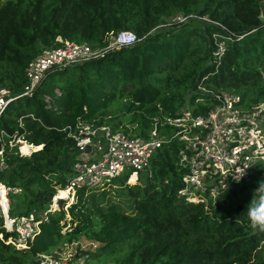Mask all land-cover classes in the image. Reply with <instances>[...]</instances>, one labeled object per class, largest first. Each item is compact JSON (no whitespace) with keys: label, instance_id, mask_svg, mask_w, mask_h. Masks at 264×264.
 Listing matches in <instances>:
<instances>
[{"label":"trees","instance_id":"obj_1","mask_svg":"<svg viewBox=\"0 0 264 264\" xmlns=\"http://www.w3.org/2000/svg\"><path fill=\"white\" fill-rule=\"evenodd\" d=\"M260 7L261 0H0V89L12 93L22 92L31 60L67 41L105 49L122 31L138 38L53 67L33 95L15 98L0 116L1 129L33 144L23 143L24 154L36 150L24 156L6 146L1 179L22 189L11 196L10 213L41 220L35 239L18 248L7 243L14 234L0 215V264L33 263L83 237L100 244L84 251L97 264H264V232L248 217L264 171L231 184L206 210L179 194L187 168L178 142L159 148L137 183H128L126 173L111 189H79L67 209L62 198L60 209L44 216L67 187L78 156L71 134L79 122L148 137L156 117L188 106L206 112L213 99L200 85L237 93L245 107L264 101ZM177 14L194 17L171 22ZM213 33L226 42L220 64Z\"/></svg>","mask_w":264,"mask_h":264},{"label":"built area","instance_id":"obj_2","mask_svg":"<svg viewBox=\"0 0 264 264\" xmlns=\"http://www.w3.org/2000/svg\"><path fill=\"white\" fill-rule=\"evenodd\" d=\"M192 17L193 14H177L170 21L185 22ZM259 17L264 23V0H261ZM222 37L219 33L212 34L217 46L214 56L218 64L222 62L226 50ZM137 40L134 32L122 31L113 37L105 49L67 41L61 47L45 51L30 61L22 92L14 96L8 88L0 89V116L15 98L33 95L53 67L66 68L103 55L108 49L130 46ZM198 90L210 94L213 99L206 112L197 111L196 106H188L176 115L156 117L148 137L114 131L109 125L79 122L76 131L71 134L77 142V159L67 187L54 195L50 208L44 212L45 218H48L49 212L60 209V199H75L79 189H101L123 174L129 173L131 178L148 170L154 154L166 143L178 142L180 161L186 163L187 171L183 176L184 186L179 191L180 196L203 205L206 210L231 184L237 183L233 176L238 175L239 169L248 167L240 182H251L258 178L264 171V101L245 107L237 93L216 91L203 85ZM23 143L28 141L17 135L11 137L0 128V171L5 166L7 145L17 146L24 156L34 152L24 154L21 150ZM89 145L91 149L87 151ZM21 190L4 182L0 175V215L3 217V227L14 234L8 241L18 248L27 247L35 239L41 224L35 213L11 215V196ZM63 192H67V195L63 196ZM0 236L3 238V234ZM74 243L76 247H73ZM74 243L66 246L65 252L63 248V252L56 249L53 254H40L33 263L28 264H82L81 260L86 259L84 251L95 250L100 245L92 240H88L87 245L81 241Z\"/></svg>","mask_w":264,"mask_h":264},{"label":"clouds","instance_id":"obj_3","mask_svg":"<svg viewBox=\"0 0 264 264\" xmlns=\"http://www.w3.org/2000/svg\"><path fill=\"white\" fill-rule=\"evenodd\" d=\"M247 166L238 170V175L233 176L236 182H240L245 175V169ZM255 192L261 193L259 199L255 202L250 201V206L248 208V217L250 220V226L254 230L264 231V183L259 184V186L254 190Z\"/></svg>","mask_w":264,"mask_h":264},{"label":"rangeland","instance_id":"obj_4","mask_svg":"<svg viewBox=\"0 0 264 264\" xmlns=\"http://www.w3.org/2000/svg\"><path fill=\"white\" fill-rule=\"evenodd\" d=\"M113 39V38H112ZM194 105H196V104H194ZM138 177H139V174H135L134 176H132L130 179H129V181H128V183H130V184H135V183H137V181H138ZM107 187V189H111L112 188V186L111 185H107L106 186ZM116 187V186H115ZM88 190V189H87ZM116 195V191L113 189L112 190V196L114 197V199L115 200H119V202H120V198L119 197H116L115 196ZM259 199V197L257 196V195H255V200L257 201ZM65 200H67V205H66V208L65 209H67L68 208V206L69 205H71L74 201H75V199H73L72 197L71 198H69V199H65ZM122 200V199H121ZM127 211H130V209H128ZM0 238H2L1 236H0ZM79 241H81V243H83L84 245H87V241L88 240H86L84 237L83 238H81ZM76 242H78V241H76ZM7 243H10L9 241H7ZM67 245V244H66ZM77 245H75V243L73 244V247H76ZM63 247V246H62ZM64 249H63V251L65 252L66 250H67V248L68 247H66V246H64L63 247ZM58 251H60L61 250V248L60 249H57ZM56 249L54 250V252H56L57 251ZM62 251V250H61ZM62 251V252H63ZM92 251H94V250H92ZM82 261V264H97V262L96 261H94L93 259L91 260V259H85V260H81Z\"/></svg>","mask_w":264,"mask_h":264},{"label":"water","instance_id":"obj_5","mask_svg":"<svg viewBox=\"0 0 264 264\" xmlns=\"http://www.w3.org/2000/svg\"><path fill=\"white\" fill-rule=\"evenodd\" d=\"M12 95H14V96H17L18 94L17 93H14V94H12ZM90 149H91V146L89 145V146H87V148H86V150L87 151H90ZM183 166H185L186 165V163L184 162V161H182V163H181ZM262 232H264V231H262Z\"/></svg>","mask_w":264,"mask_h":264},{"label":"bare ground","instance_id":"obj_6","mask_svg":"<svg viewBox=\"0 0 264 264\" xmlns=\"http://www.w3.org/2000/svg\"><path fill=\"white\" fill-rule=\"evenodd\" d=\"M62 195H63V196H66V195H67V192H63Z\"/></svg>","mask_w":264,"mask_h":264},{"label":"crops","instance_id":"obj_7","mask_svg":"<svg viewBox=\"0 0 264 264\" xmlns=\"http://www.w3.org/2000/svg\"><path fill=\"white\" fill-rule=\"evenodd\" d=\"M28 144V143H27ZM34 149V148H33ZM33 151H35V149L33 150Z\"/></svg>","mask_w":264,"mask_h":264}]
</instances>
